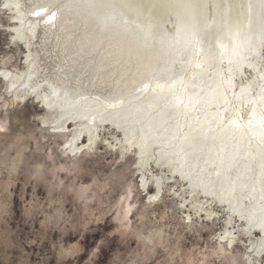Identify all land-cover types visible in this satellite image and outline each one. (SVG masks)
<instances>
[{
    "label": "bare ground",
    "instance_id": "6f19581e",
    "mask_svg": "<svg viewBox=\"0 0 264 264\" xmlns=\"http://www.w3.org/2000/svg\"><path fill=\"white\" fill-rule=\"evenodd\" d=\"M206 1H2L0 26L9 13L8 34L24 56L20 65L18 55L0 58V113L8 115L0 119V135L14 128L22 104L36 102L41 138H28L35 150L47 151L56 186L103 206L110 181H119L122 193L103 214L114 210L122 234L151 253L163 247L173 264L184 255L186 231L208 230L204 250L185 252L189 264L197 253L207 264H264V230L247 219L253 207L259 216L264 194V17L254 7L238 23L231 10L245 12L249 0ZM174 6L188 7L179 10L187 26L166 19ZM42 7L48 12L32 15ZM197 11L208 16L195 34L189 23ZM52 12L55 19L46 22ZM157 46L165 54L159 61ZM233 47L247 58L233 55ZM116 101L123 103L110 106ZM103 147L122 169L114 168L107 181L76 185L88 157L104 158ZM20 148L1 158L0 174L17 170L28 146ZM131 157L136 171L127 175ZM62 173L71 178L67 186ZM170 211L174 233L164 223ZM153 217L161 220L157 226ZM218 225L219 233L212 232Z\"/></svg>",
    "mask_w": 264,
    "mask_h": 264
},
{
    "label": "rangeland",
    "instance_id": "374dc122",
    "mask_svg": "<svg viewBox=\"0 0 264 264\" xmlns=\"http://www.w3.org/2000/svg\"><path fill=\"white\" fill-rule=\"evenodd\" d=\"M2 1L4 0H0V4ZM3 15H1L3 27L0 26V58L9 54L16 56L17 59L18 55L17 63L20 65L24 54L20 50L17 51L15 45L17 41L8 34V26L12 24V20L8 17L9 13ZM207 16V11L194 13L190 20L197 23L193 33L196 34V29L207 19ZM234 16L238 23H246L253 16V10L250 11L247 7L245 12H238L237 16L231 10V18ZM162 38L166 40L164 32ZM156 50L158 56L154 59L159 61L165 54L159 53L162 51L159 46L153 51ZM0 82L2 90L3 82L1 80ZM18 111L21 113L19 121L13 122L14 128L2 131L6 136L0 135V160L5 156L15 157L23 144L28 146L15 172L10 174L4 168L1 169L0 264H170L169 253L163 247H158L151 253L142 247L136 237L128 233L122 234L118 230L114 210L103 214L106 206L113 204L122 193L119 181L116 179L115 182L110 181L103 198L106 202L103 206L96 199L86 202L83 198H79L74 190L67 191L65 186H56L57 181L52 175L51 161L45 155L47 151L35 150L37 147L34 139L28 138L30 133L38 139L41 138L37 128V115L43 114L41 106L36 102L24 103ZM7 116L5 110L0 113V119ZM7 127L10 125L8 124ZM16 134L21 135L22 138L16 139ZM101 154H104L103 159L87 158L86 169L78 174L76 185L92 183L94 178L107 181L114 168L118 166L119 170L122 169L120 163L115 164V157L109 149L103 147ZM37 164H42L43 167L37 168ZM128 166L130 169L125 170L126 174L131 170L136 171L132 157ZM40 170L42 176L39 174ZM135 173L134 179L137 180L138 174ZM61 176L64 177L66 186L71 183L70 176L65 177L63 173ZM142 201H147L144 194L140 197V202ZM169 215L164 223L168 225V230L174 233L177 222L173 218L172 211ZM152 220V225L156 226L161 221L156 217ZM133 221L134 224H140L138 218ZM218 229L219 225L212 232L218 234ZM184 235L182 239L184 255L181 258L176 257L173 264H189L188 258L184 259L187 254L185 252L199 248L204 250L212 239L211 231L208 230L202 231L201 235L188 230ZM197 258L196 264L201 262L207 264L204 256L197 253Z\"/></svg>",
    "mask_w": 264,
    "mask_h": 264
},
{
    "label": "snow or ice",
    "instance_id": "6c2138e0",
    "mask_svg": "<svg viewBox=\"0 0 264 264\" xmlns=\"http://www.w3.org/2000/svg\"><path fill=\"white\" fill-rule=\"evenodd\" d=\"M5 7H8V5H5ZM248 9L251 11L254 7L256 9L259 10V13L262 17H264V0H255V2H253V0H249V3L247 5ZM48 9L47 7H42L40 9V11H36L33 12L32 15L35 16H40L44 13H47ZM55 19V12H52L50 14L47 15V21L46 22H51ZM262 32H264V26H262ZM249 51L251 50V46L249 45ZM232 54L236 55L238 57H240V53L237 51V49L235 47L232 48ZM246 56H242L240 57V60H244L246 59ZM229 63L231 64L232 61L230 60ZM147 85H145L146 87ZM123 101H116L114 103H112L110 106L115 107L117 104H122ZM262 121H264V117H262ZM233 123H235V121H233ZM249 123H251V121H249ZM262 129H264V125H262ZM261 142L262 144H264V130L261 131ZM262 192H264V190H262ZM245 215L241 214V219H245ZM247 219L249 220V223L251 224L253 221H255L256 223L259 224V226L261 227L262 230H264V194H262L261 196V204H260V208H259V216L257 217V212L256 209L253 207L249 210Z\"/></svg>",
    "mask_w": 264,
    "mask_h": 264
},
{
    "label": "water",
    "instance_id": "95a60500",
    "mask_svg": "<svg viewBox=\"0 0 264 264\" xmlns=\"http://www.w3.org/2000/svg\"><path fill=\"white\" fill-rule=\"evenodd\" d=\"M246 28H248V27H246ZM248 30V29H247ZM246 42L244 41V44H245ZM236 45V44H235Z\"/></svg>",
    "mask_w": 264,
    "mask_h": 264
},
{
    "label": "clouds",
    "instance_id": "9594fccd",
    "mask_svg": "<svg viewBox=\"0 0 264 264\" xmlns=\"http://www.w3.org/2000/svg\"><path fill=\"white\" fill-rule=\"evenodd\" d=\"M241 43H244V41H242Z\"/></svg>",
    "mask_w": 264,
    "mask_h": 264
}]
</instances>
